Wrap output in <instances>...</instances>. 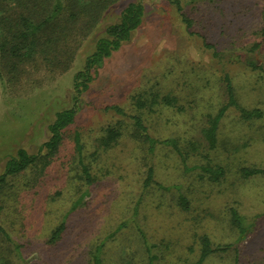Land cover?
<instances>
[{
  "label": "rangeland",
  "instance_id": "374dc122",
  "mask_svg": "<svg viewBox=\"0 0 264 264\" xmlns=\"http://www.w3.org/2000/svg\"><path fill=\"white\" fill-rule=\"evenodd\" d=\"M136 1L63 0L65 9L53 23H59L55 35V26L47 34L39 32L40 47L37 42L33 56L20 59L7 53L4 58L0 52V172L19 148L38 154L56 113L78 105L55 157L11 176L0 190V226L10 236L0 230V264H91V251L103 240V264H148L138 227L158 245L155 264L195 262L204 234L215 246L232 248L213 253L203 264H264V175L241 176L244 167L264 168V73L230 60L245 56L262 40L264 0H180L192 21L190 29L172 0H141L142 24L92 69L91 82L78 93L77 73L85 70L107 27ZM56 2L47 3L53 9ZM30 5L29 0H0V14H27ZM81 6L89 12L80 14L78 22L70 19ZM66 27L72 33L65 38L61 31ZM9 32L0 25V38ZM49 37L60 43H46ZM203 38L221 58L204 47ZM258 57L264 59V46ZM225 71L240 103L261 109L263 116L245 120L229 109L220 122L217 147L209 150L203 130L208 115L227 102ZM155 92L176 98L177 106L136 107L137 97L149 99ZM112 106L141 115L159 139H176L183 149L196 141L201 147L190 155L189 165L210 160L225 168V176L212 181L198 170L185 172L177 154L164 145L148 154L132 124ZM111 126L121 136L106 145ZM78 135L94 177L90 186L82 177ZM150 164L156 181L181 186L190 201L188 210L177 203L176 190L146 186ZM231 208L245 217L250 227L246 236L240 237L232 224ZM62 222V239L49 244Z\"/></svg>",
  "mask_w": 264,
  "mask_h": 264
},
{
  "label": "trees",
  "instance_id": "16d2710c",
  "mask_svg": "<svg viewBox=\"0 0 264 264\" xmlns=\"http://www.w3.org/2000/svg\"><path fill=\"white\" fill-rule=\"evenodd\" d=\"M55 7L51 9V6L47 2L49 0H29L33 5H30L27 14L24 13H15L14 15H7V10H4L3 14H0V25L3 29L9 28V35L7 33L3 34L0 38V52L5 53L4 58H7L6 54H10L17 58L31 57L36 52L37 42L38 49L40 47V37L39 32H46L50 30L53 26V31L51 36L55 35V30L58 27L59 23H54V20L59 16L61 12L64 11L63 0H56ZM172 4L175 5L178 12L181 13L182 19L185 22L188 29L192 27V21L184 12V7L180 0H172ZM96 12H99L98 8H95ZM38 13V20L32 18V13ZM83 12H89V9L85 6H81L80 9H77L71 13L70 19L77 21L80 17L79 15ZM98 13H94L93 16H96ZM145 14V4L139 0L136 2L130 3L122 12L121 19L119 22L109 25L106 29V35L100 38L95 46L94 53L87 59L85 70L79 71L76 75V87L78 93H81L83 89L88 87L89 82L92 80V69L102 64L105 58L112 55L113 51L118 50L122 44L126 41H129L132 37V33L139 28L143 22ZM78 22V21H77ZM95 23V22H94ZM92 23L91 26L94 25ZM78 23H75V25ZM91 27L88 28V30ZM61 33L63 37H67L72 33L70 27L62 30ZM7 34V35H6ZM260 35L262 40L255 42L249 49L251 50L248 54L232 57L230 60L232 62H237L243 64L248 69L259 70L264 73V59H260L258 56L261 54L264 46V9L262 10L261 16V28ZM38 36V38H37ZM7 37V38H6ZM8 40V41H7ZM57 42L54 41L52 37L47 39L46 43ZM46 43L42 44L43 47ZM203 45L205 48H211L214 51V55L218 58L222 57V54L219 50L216 49L215 45L209 42L206 38H203ZM248 49V50H249ZM256 53V54H255ZM223 80L225 82L226 93H227V102L219 109L216 114H209L207 117V125L203 130V137L206 143V146L209 150L215 149L218 143V130L220 127V122L223 117L226 115V112L233 108L238 110L241 114V117L245 120H251L255 118H261L263 116V111L259 108H246L244 107L236 94V88L232 79L231 74L228 71L223 73ZM82 87V88H81ZM151 98L146 99L143 97H137L135 105L138 109L153 107L157 104H163L165 106L176 107L177 100L176 98L170 95L161 96L160 93H152ZM75 99H78V95L75 96ZM110 109H113L114 112L119 114L121 117L129 120L134 128L136 136L143 142L146 146L147 153L154 155L156 149L159 146L170 147L179 157L180 162L183 166L185 172H191L194 170L200 171L202 176H206L212 181H219L225 176V168L221 165H214L210 160H207L205 163L189 165L188 159L190 155H194L195 152L200 150V145L196 141L190 142L188 149H183L179 142L173 138L159 139L152 135L149 131L148 126L146 125L144 119L141 115L137 114H128L120 106H112ZM78 112V105H74L71 108H66L60 110L56 113L54 121L49 125L50 137L45 141L38 154H33L28 152L25 148H19L16 155L12 156L6 163L4 171L0 172V190H3L8 182V179L11 176H16L22 172L29 169L31 166H35L41 161L49 162L55 155L59 152L60 148L63 145L64 136L66 129L74 123L76 115ZM121 136L119 128L116 126H111L108 128L107 136L104 140L106 145H111L116 142L117 139ZM76 144L78 149V154L80 156L79 164L82 168V177L85 180L88 186L92 185L94 182V177L91 173L89 166L84 162L82 157L79 135L76 138ZM255 175H264V168L257 167H244L241 170V176L243 178H250ZM155 184L161 190H176L177 191V203L182 209L188 210L190 208V201L188 197L184 194L180 185L175 186H165L160 182L155 180V167L153 164L147 169V178L146 186H151ZM1 210V205H0ZM231 222L238 229L240 237L246 236L249 225L246 222L245 217L237 210L236 208H231ZM66 223L62 222L60 225L55 228L54 231L49 236L48 243L54 245L58 243L63 236L65 231ZM139 228V233L141 235L145 252L148 257V264H155V262L160 258L154 249L158 246L157 244L152 243L149 238L146 236L143 229ZM0 230L3 231L0 226ZM4 235L10 239V236L5 232ZM106 240L101 241L98 245L94 246L90 254V263L91 264H103V254L104 247L106 246ZM232 248V244L227 245H218L215 246L210 237L206 234L200 237V254L199 258L190 264H203L205 260L216 252H227ZM237 250V249H236ZM238 252V250L236 251ZM238 261V258H237Z\"/></svg>",
  "mask_w": 264,
  "mask_h": 264
}]
</instances>
